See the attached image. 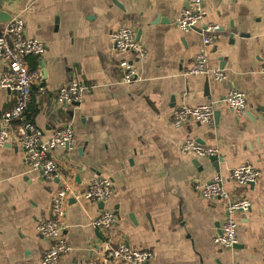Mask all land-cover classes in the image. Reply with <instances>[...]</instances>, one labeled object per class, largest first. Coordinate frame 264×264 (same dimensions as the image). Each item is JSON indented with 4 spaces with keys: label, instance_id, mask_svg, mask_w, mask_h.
Returning <instances> with one entry per match:
<instances>
[{
    "label": "crops",
    "instance_id": "0c3cea01",
    "mask_svg": "<svg viewBox=\"0 0 264 264\" xmlns=\"http://www.w3.org/2000/svg\"><path fill=\"white\" fill-rule=\"evenodd\" d=\"M187 1L0 0V31L21 15L25 34L47 47L35 67L46 91L33 88L26 117L45 138L64 126L75 134L69 148L52 153L61 180L24 165L19 122L9 143L0 145V264H40L51 242L37 226L51 216L61 181L73 194L98 175L113 180L114 192L103 204L70 195L63 236L72 249L60 264H129L103 263L108 241L151 250L148 264H264V0H205L204 23L220 25L209 66L224 70L223 81L188 74L202 33L201 27L183 32L177 26ZM125 25L136 31L144 57L114 46L111 33ZM127 64L139 71L133 83L124 81ZM6 68L0 59V79ZM72 80L89 86L84 100L59 104L58 89ZM232 89L247 94L243 114L223 101L210 124L172 123L174 109L220 101ZM15 103L16 93L0 84V115ZM186 138L216 147L218 169L209 157L183 153ZM245 162L261 174L241 187L230 170ZM216 174L231 194L252 202L237 215L238 243L230 248L213 240L223 225V200L206 199L195 187ZM102 210L117 216L110 228L92 225Z\"/></svg>",
    "mask_w": 264,
    "mask_h": 264
},
{
    "label": "built area",
    "instance_id": "2783aa9c",
    "mask_svg": "<svg viewBox=\"0 0 264 264\" xmlns=\"http://www.w3.org/2000/svg\"><path fill=\"white\" fill-rule=\"evenodd\" d=\"M205 0H188L182 8L177 20V26L183 32H188L201 27L202 47L197 53L194 65L188 70V74L211 76L218 81H223L226 74L221 68L209 66L208 49L219 33L220 25L216 23H204L206 10ZM26 23L23 16L13 17L0 31V59L7 62L0 84L2 87L13 90L16 93V103L13 108L0 115V145L4 146L11 140L14 134L13 124L19 122L17 139L22 143L25 151L24 165L30 170H40L43 175L51 180H61V170L52 157V153L58 149L69 148L75 138L73 126H64L56 129L52 135L45 138L43 131L26 117V110L31 100L33 88L38 87L44 93V75L40 67L32 69L29 66V57L41 59L46 53V44L36 38L25 34ZM111 40L121 52H129L137 58L146 55L147 50L137 39L133 27L125 25L111 33ZM264 78V64L262 67ZM138 68L131 64L126 65L124 81L133 83L138 79ZM89 86L78 80H72L60 86L56 99L59 104H74L84 100ZM226 102L235 113L243 114L247 106V94L243 91L232 89L227 96L220 101L197 106H181L174 109L172 123L181 126L184 122L194 119L200 123H212L216 105L218 102ZM183 153L192 152L200 157L216 155L217 148L202 144L193 138H186L181 146ZM261 174L260 169L252 162H245L230 170V178L241 187L255 184ZM197 192L206 198H220L224 202L225 216L221 231L214 237V242L222 247L230 248L238 243L237 215L251 209L252 202L247 197H235L224 187L223 177L216 174L210 181L197 184ZM114 192V182L111 178L98 175L88 184L87 188L71 193L69 183L61 181L60 188L52 198L51 216L40 222L37 226L38 233L50 240V246L43 252L40 264H60L65 254L71 251L72 246L63 236V220L67 214V202L70 195L75 199H81L93 203H103ZM117 216L113 211L102 210L92 220L96 228H110ZM154 257L151 250L131 247L126 243L114 246L108 241L102 256L103 263L120 261L129 264H148ZM90 264H98L91 261Z\"/></svg>",
    "mask_w": 264,
    "mask_h": 264
},
{
    "label": "water",
    "instance_id": "95a60500",
    "mask_svg": "<svg viewBox=\"0 0 264 264\" xmlns=\"http://www.w3.org/2000/svg\"><path fill=\"white\" fill-rule=\"evenodd\" d=\"M6 20L8 19H2L3 22H5ZM200 31V30H199ZM76 104V103H75ZM217 112H215V116H217ZM209 159L211 160V162H213V165L217 167H219V161L221 160V158H219L218 156L216 155H213V156H210ZM103 204V203H102Z\"/></svg>",
    "mask_w": 264,
    "mask_h": 264
},
{
    "label": "trees",
    "instance_id": "16d2710c",
    "mask_svg": "<svg viewBox=\"0 0 264 264\" xmlns=\"http://www.w3.org/2000/svg\"><path fill=\"white\" fill-rule=\"evenodd\" d=\"M35 59L34 61L31 62V68L34 69L36 67V63H37V60H36V57L33 58ZM29 118V117H28Z\"/></svg>",
    "mask_w": 264,
    "mask_h": 264
}]
</instances>
